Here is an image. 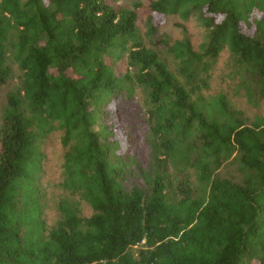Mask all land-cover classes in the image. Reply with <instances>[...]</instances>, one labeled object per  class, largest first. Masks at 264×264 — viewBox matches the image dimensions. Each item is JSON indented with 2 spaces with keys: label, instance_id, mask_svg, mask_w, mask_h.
Returning a JSON list of instances; mask_svg holds the SVG:
<instances>
[{
  "label": "trees",
  "instance_id": "obj_1",
  "mask_svg": "<svg viewBox=\"0 0 264 264\" xmlns=\"http://www.w3.org/2000/svg\"><path fill=\"white\" fill-rule=\"evenodd\" d=\"M0 264H264V0H0Z\"/></svg>",
  "mask_w": 264,
  "mask_h": 264
},
{
  "label": "rangeland",
  "instance_id": "obj_2",
  "mask_svg": "<svg viewBox=\"0 0 264 264\" xmlns=\"http://www.w3.org/2000/svg\"><path fill=\"white\" fill-rule=\"evenodd\" d=\"M126 2H144L145 0H125ZM180 24H184L187 28L188 35L195 49L198 48L199 44L203 40L204 32L203 30L193 21L190 20L188 22H182L176 18H169L166 23L160 28L158 34H164L170 37V39H180L182 37ZM225 61L226 54L223 53L217 64V68L215 70V76L213 78L212 84V92L216 93L217 91L225 92ZM224 75V76H222ZM222 76V77H221ZM140 97L134 99L127 107V111H134L136 109L137 103L140 104ZM134 102V103H133ZM44 158L42 161V175L40 178V184L44 190H46L45 200H42V204L44 205L42 210V217L45 219L47 225H51L53 220L55 219V213L53 210V204L51 203L53 200V195H58L59 191L54 187L58 178L60 176V162H61V149L58 143V133L53 132L50 134L44 142ZM134 154L140 159L142 163H144L146 159V150L142 142L139 140L136 148L134 150ZM85 214L88 213L86 208H83Z\"/></svg>",
  "mask_w": 264,
  "mask_h": 264
}]
</instances>
